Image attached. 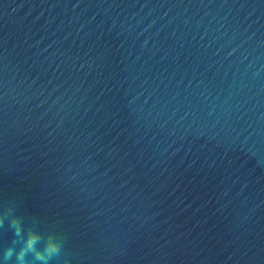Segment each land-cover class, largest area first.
Segmentation results:
<instances>
[{
	"label": "water",
	"instance_id": "obj_1",
	"mask_svg": "<svg viewBox=\"0 0 264 264\" xmlns=\"http://www.w3.org/2000/svg\"><path fill=\"white\" fill-rule=\"evenodd\" d=\"M28 239L264 264V0H0V264Z\"/></svg>",
	"mask_w": 264,
	"mask_h": 264
},
{
	"label": "clouds",
	"instance_id": "obj_2",
	"mask_svg": "<svg viewBox=\"0 0 264 264\" xmlns=\"http://www.w3.org/2000/svg\"><path fill=\"white\" fill-rule=\"evenodd\" d=\"M15 235V234H14ZM20 256L18 259L20 260V264H27V259L29 257V250L33 248V240L28 239L27 241H20ZM11 249H9L6 253V258L11 255ZM44 252L47 253L45 257L43 252L35 251L33 252L32 259L33 261L43 262V264H48V261L51 260L54 256L59 254V249L56 246L49 248L47 245L45 246Z\"/></svg>",
	"mask_w": 264,
	"mask_h": 264
}]
</instances>
